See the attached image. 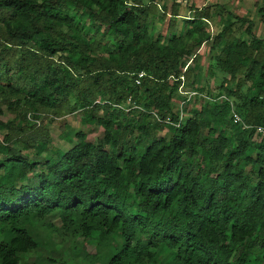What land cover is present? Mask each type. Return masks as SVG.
<instances>
[{
  "label": "trees",
  "instance_id": "16d2710c",
  "mask_svg": "<svg viewBox=\"0 0 264 264\" xmlns=\"http://www.w3.org/2000/svg\"><path fill=\"white\" fill-rule=\"evenodd\" d=\"M157 9L0 0V264H35L26 255L42 230L73 255L40 264H264V136L232 116L264 126V37L230 11L211 34L210 6L194 8L180 34L170 19L169 35L155 36ZM207 42L218 88L198 84ZM182 84L205 98L199 107L188 110ZM72 113L104 128L98 143L77 131L54 148L44 122ZM79 237L95 250L78 249Z\"/></svg>",
  "mask_w": 264,
  "mask_h": 264
},
{
  "label": "rangeland",
  "instance_id": "374dc122",
  "mask_svg": "<svg viewBox=\"0 0 264 264\" xmlns=\"http://www.w3.org/2000/svg\"><path fill=\"white\" fill-rule=\"evenodd\" d=\"M158 9L157 13L150 19V29L153 30L154 35L158 36L163 34L164 36L169 35V21L170 19L175 20V31L180 34L183 31V21L193 15L194 8H201L204 6H210L212 8V17L208 23V30L211 34H215L221 27L222 23L225 21V16L228 11L237 14L238 16L249 17L254 21V30L257 35L264 37V22L261 21L260 9L264 10V0H157ZM173 6L179 13L175 18H171L173 12ZM238 35L243 33L245 26H241L240 23L237 24ZM201 54L200 67L198 72H200L199 86L205 87L206 85L211 88H218V82L223 79L224 74L217 70L215 67V61L213 59L214 51L211 49V42L204 44L199 50ZM191 61L188 62L190 64ZM216 74V75H215ZM217 76V78H216ZM218 81V82H216ZM184 92L188 90H193L191 87L181 88ZM218 92H214L216 96ZM207 99V98H206ZM190 104L188 110L194 107H199L201 103L204 102L200 94L193 95L190 99ZM131 104L127 102V106ZM174 110L181 112V115L185 117L188 115V111L182 110L183 98L181 96H176L173 101ZM10 114L5 113L1 118L7 120L10 118ZM46 127L50 131L52 137V145L54 148H61L67 150L72 143L68 140V135L72 136V132L83 131L87 134V139L91 142L98 143L99 139L103 136L104 128L98 124H87L82 120V115L80 113H72L63 118L47 119L45 122ZM1 133V132H0ZM160 134L170 135L168 129L160 131ZM30 154L31 158L36 159L35 151L32 149L26 151ZM52 153L51 149L47 150V154ZM45 155V156H46ZM2 155L0 154V157ZM44 156V155H43ZM38 159H43L39 157ZM56 223H58L56 221ZM59 224V223H58ZM79 244L78 249L95 250V240L90 239L83 241L82 237L77 238ZM41 247L36 252L26 255L27 261L33 262L35 264L43 263V258L46 257H56L62 256L67 259H71L73 255V249L63 245L59 235L54 232L50 237H48V230H42V241H40ZM69 245V244H68ZM75 249V248H74ZM58 252H61L58 253ZM76 251L74 252V254ZM77 253H80L78 251ZM83 253V251H82Z\"/></svg>",
  "mask_w": 264,
  "mask_h": 264
},
{
  "label": "built area",
  "instance_id": "2783aa9c",
  "mask_svg": "<svg viewBox=\"0 0 264 264\" xmlns=\"http://www.w3.org/2000/svg\"><path fill=\"white\" fill-rule=\"evenodd\" d=\"M145 75L144 72H141L139 73L137 79H136V82L139 84L141 82V78ZM181 78H184L183 76H181ZM184 87V84H182L180 86V92L182 94H185V95H188V100L191 99L193 97V95H198L200 94L202 96V94L196 90H188L186 92H184L181 88ZM207 98L209 99H212V100H215L217 98H211L209 96H206ZM226 99V96L225 95H221L219 96L218 99ZM131 101L129 100L128 103H130ZM184 104V102H183ZM127 106V105H126ZM120 107H123V106H120ZM232 116H233V119H234V122L235 123H238L242 126H244V128H255L256 129V132L259 133L261 136H264V126H253V125H249L247 123L244 122L243 118L235 111V110H232Z\"/></svg>",
  "mask_w": 264,
  "mask_h": 264
}]
</instances>
